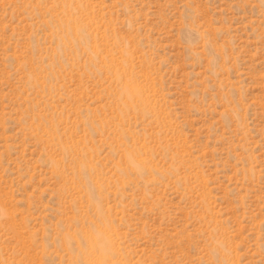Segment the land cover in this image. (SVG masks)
Instances as JSON below:
<instances>
[{
    "label": "rangeland",
    "instance_id": "1",
    "mask_svg": "<svg viewBox=\"0 0 264 264\" xmlns=\"http://www.w3.org/2000/svg\"><path fill=\"white\" fill-rule=\"evenodd\" d=\"M0 264H264V0H0Z\"/></svg>",
    "mask_w": 264,
    "mask_h": 264
}]
</instances>
